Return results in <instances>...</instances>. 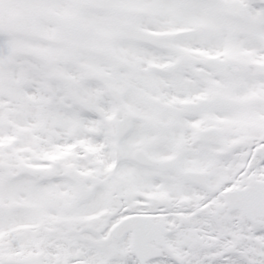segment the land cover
<instances>
[{
	"label": "snow or ice",
	"instance_id": "6c2138e0",
	"mask_svg": "<svg viewBox=\"0 0 264 264\" xmlns=\"http://www.w3.org/2000/svg\"><path fill=\"white\" fill-rule=\"evenodd\" d=\"M0 264H264V0H0Z\"/></svg>",
	"mask_w": 264,
	"mask_h": 264
}]
</instances>
